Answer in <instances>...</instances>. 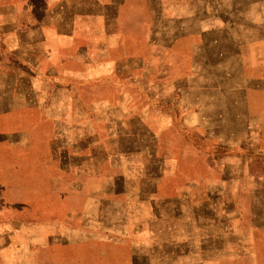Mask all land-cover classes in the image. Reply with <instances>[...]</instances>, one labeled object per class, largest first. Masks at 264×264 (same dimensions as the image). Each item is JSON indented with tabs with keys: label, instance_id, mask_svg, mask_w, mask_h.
Returning a JSON list of instances; mask_svg holds the SVG:
<instances>
[{
	"label": "rangeland",
	"instance_id": "rangeland-1",
	"mask_svg": "<svg viewBox=\"0 0 264 264\" xmlns=\"http://www.w3.org/2000/svg\"><path fill=\"white\" fill-rule=\"evenodd\" d=\"M88 1L40 0L22 18L56 46L35 65L39 104L86 108L92 141L86 175H60L54 189L58 128L41 119L16 134L4 149L24 156V187L6 193L24 208L16 227L68 235L55 249L86 253L71 264H130L132 249L134 264H264V188L242 174L264 170V0H122L104 34L94 11L81 16ZM83 44L86 58L72 47ZM222 200L226 240L209 215ZM219 234L226 250L207 255Z\"/></svg>",
	"mask_w": 264,
	"mask_h": 264
},
{
	"label": "crops",
	"instance_id": "crops-1",
	"mask_svg": "<svg viewBox=\"0 0 264 264\" xmlns=\"http://www.w3.org/2000/svg\"><path fill=\"white\" fill-rule=\"evenodd\" d=\"M88 1V0H87ZM91 12H87L83 17H92L90 13L94 11L95 18L100 21L99 33L106 31L109 25L113 26L116 22L117 12L122 0H89ZM32 10L30 9V5ZM40 0H1L0 1V75L3 79V85H0L2 92V107L0 106V127L3 125L2 148H3V166L0 168V188H3V204L0 202V264H71V257L76 256L79 259L86 258L85 252H69L67 250L57 251L55 243L66 241L68 235H45L42 239L36 232L24 233L20 225H23L22 203L15 205L9 202L6 197L8 188H23V154H9L4 151L7 145H16V134L20 135L25 127L36 126L42 120L52 123L53 130L58 128L56 136L52 132V148L49 154V160L55 165L56 175L52 177V187L61 188L58 185L59 176H85L88 171V150L91 145L90 133H88V115L86 108L79 106L72 108L61 106L54 108L52 105L39 104L40 92V72L35 67L38 63L40 50H44L47 57L54 52L56 46L51 43H41L40 27L37 18L27 25L23 26L22 18L24 14H29L33 18L35 8L39 7ZM37 11V10H36ZM61 14V13H60ZM61 16H59L60 18ZM18 18L20 21L13 20ZM55 18V15L53 16ZM56 27H54L55 29ZM98 32V31H97ZM55 34V30L53 32ZM78 51H82L86 58L87 44L72 46ZM42 79L52 81L55 85V74L51 69L43 74ZM55 90L53 89V92ZM51 92V94H53ZM10 100L14 104H10ZM56 137V138H55ZM247 142L244 144L246 146ZM39 160V157H38ZM212 161H215L213 156ZM242 163V162H241ZM209 167V165H208ZM13 170V172H12ZM224 170L225 167H224ZM223 170L224 176L231 177L230 171ZM238 171V176L241 175ZM262 172L250 174L246 169L242 172L244 177L253 178L256 183L255 189L264 188V176ZM248 174V175H247ZM71 188H81L80 182ZM213 192L219 187L211 186ZM215 188V189H214ZM212 192V193H213ZM257 192V191H256ZM217 195V194H216ZM230 201L222 200L223 211L218 218L209 213L211 223L217 226L222 225L223 238H230L231 232L227 229L229 225L228 213L226 208L231 206ZM36 218L30 220V225L37 223ZM18 226V227H16ZM127 240L134 241V228L128 230ZM134 232V233H133ZM215 236L209 241L211 250L207 255H220L222 248L220 242L222 239ZM47 242L45 247H42ZM223 242V241H222ZM241 245L242 240L237 241ZM51 244V245H50ZM219 244V245H217ZM217 246V247H216ZM130 259V264H134V249L126 251ZM84 262V261H83ZM83 264H86L85 262Z\"/></svg>",
	"mask_w": 264,
	"mask_h": 264
}]
</instances>
